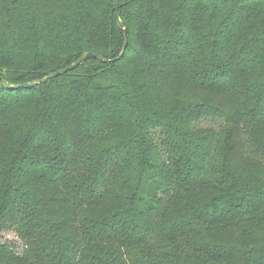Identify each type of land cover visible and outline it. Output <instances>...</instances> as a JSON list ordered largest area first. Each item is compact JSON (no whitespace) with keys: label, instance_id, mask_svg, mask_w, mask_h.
I'll use <instances>...</instances> for the list:
<instances>
[{"label":"trees","instance_id":"16d2710c","mask_svg":"<svg viewBox=\"0 0 264 264\" xmlns=\"http://www.w3.org/2000/svg\"><path fill=\"white\" fill-rule=\"evenodd\" d=\"M120 23L123 55L116 0H0L10 85L101 56L0 79V264H264V0Z\"/></svg>","mask_w":264,"mask_h":264},{"label":"water","instance_id":"95a60500","mask_svg":"<svg viewBox=\"0 0 264 264\" xmlns=\"http://www.w3.org/2000/svg\"><path fill=\"white\" fill-rule=\"evenodd\" d=\"M116 11H117V18H118V22H119V28L123 31L124 33V37H125V41H124V49H123V52H122V55L124 54V52L126 51L127 49V46H128V42H129V36H128V32L126 30V28H124L122 26V24L120 23V0H116ZM88 57H94V58H98V59H101V56L99 55H96V54H92V53H85L83 54V56L77 61L75 62L74 64L64 68V69H61V70H58L57 72L49 75V76H46L40 80H34L30 83H23V84H19V85H10L7 80L3 79L1 76H0V79L2 81V86L4 88H7V89H20V88H23V89H31V88H34L36 87L37 85H42V84H45L47 83L48 81L52 80V79H55L57 77H60L62 75H65L75 69H77L80 64ZM117 60V59H115ZM115 60H106L104 59L105 62H113Z\"/></svg>","mask_w":264,"mask_h":264},{"label":"rangeland","instance_id":"374dc122","mask_svg":"<svg viewBox=\"0 0 264 264\" xmlns=\"http://www.w3.org/2000/svg\"><path fill=\"white\" fill-rule=\"evenodd\" d=\"M19 55H21L22 57H24V58H26V57H28V55H29V50H28V47H25L24 48V50H20L19 51ZM211 99H212V97H211ZM207 121H209L208 119H204L202 122H201V127H204V128H207V127H209V126H212L211 124H210V122H207ZM158 132H160L159 130H158ZM154 135H156V133L154 132ZM160 135H161V133H160ZM160 137H162V136H160ZM163 139H165L164 137H163ZM180 156V154H177V157H179ZM3 238H4V240L5 241H10V242H14V243H17V245L19 246V251H21L22 252V249H23V244H22V242L19 240V238H18V236H17V234L15 233V232H11V231H7V232H4L3 233Z\"/></svg>","mask_w":264,"mask_h":264}]
</instances>
